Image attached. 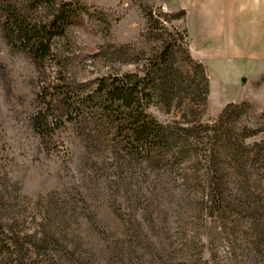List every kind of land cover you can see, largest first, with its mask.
<instances>
[{
    "label": "rangeland",
    "instance_id": "rangeland-1",
    "mask_svg": "<svg viewBox=\"0 0 264 264\" xmlns=\"http://www.w3.org/2000/svg\"><path fill=\"white\" fill-rule=\"evenodd\" d=\"M61 1L83 8L56 41L70 81L93 86L109 74L142 76L166 44L175 67L195 84L209 78L185 61V34L176 15L163 10L165 0ZM36 81L29 60L0 33V231L26 249L16 264H264L263 182L229 183L219 206L198 181L186 188L179 175L146 165L101 168L70 125L47 150L29 123ZM257 86L213 78L211 101L219 107L252 97ZM182 91L169 103L155 95L148 113L163 125H212L220 113L213 115L209 102L202 111ZM248 105L234 126L259 131L247 140L253 144L264 140V105Z\"/></svg>",
    "mask_w": 264,
    "mask_h": 264
},
{
    "label": "trees",
    "instance_id": "trees-1",
    "mask_svg": "<svg viewBox=\"0 0 264 264\" xmlns=\"http://www.w3.org/2000/svg\"><path fill=\"white\" fill-rule=\"evenodd\" d=\"M82 11L78 3L61 0H0L2 39L10 50L24 55L37 74L29 123L45 149L58 147L55 136L70 125L87 152L100 159L101 168L125 171L146 165L167 176L179 175L186 188L198 181L211 203L219 206L229 183H264V140L247 144L259 131L234 126L249 108L247 103L226 105L212 125H163L148 113L155 95L169 103L182 90L202 111L207 104L208 79L201 86L179 71L170 44L142 76L109 74L95 79L93 86L67 79L56 41ZM184 59L196 74L205 75L188 52ZM189 163L190 173L184 167ZM6 236L0 231V260L16 264L26 249L3 239Z\"/></svg>",
    "mask_w": 264,
    "mask_h": 264
},
{
    "label": "crops",
    "instance_id": "crops-1",
    "mask_svg": "<svg viewBox=\"0 0 264 264\" xmlns=\"http://www.w3.org/2000/svg\"><path fill=\"white\" fill-rule=\"evenodd\" d=\"M175 15L186 38L189 57L201 64L208 78L213 115L228 104L264 105V0H165L162 6ZM246 88L257 81L252 97L225 101L214 107L210 85Z\"/></svg>",
    "mask_w": 264,
    "mask_h": 264
}]
</instances>
